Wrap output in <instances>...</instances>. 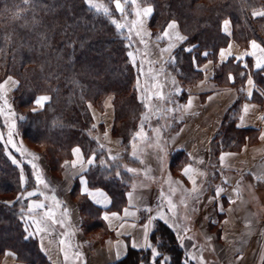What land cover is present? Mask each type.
Segmentation results:
<instances>
[{
    "label": "trees",
    "instance_id": "trees-1",
    "mask_svg": "<svg viewBox=\"0 0 264 264\" xmlns=\"http://www.w3.org/2000/svg\"><path fill=\"white\" fill-rule=\"evenodd\" d=\"M98 2L108 3L109 0ZM148 2L155 9L149 19L153 37L161 34L172 19L178 21L181 31L187 36V40L172 55L175 61L167 64V68L183 84L191 85L201 77L193 58L201 61L202 52L209 51L216 61L218 51L228 44L230 36L221 30L225 19L231 21L232 38L242 46L246 47L253 39L264 46V18H253L251 15L253 10L264 9V0ZM109 6L113 11L112 19L123 22L124 18L115 11L114 5ZM16 11L21 12L20 19L13 18ZM127 43L108 17L93 14L83 0H32L29 6H25L23 0H0V73L14 74L19 79L12 104L18 130L13 131V140L17 147H22L19 143L22 138L44 146L40 154L46 156L51 169L58 171L72 159L75 146L81 148L86 159L95 154L94 163L86 170L89 183L106 189L117 202L128 188L124 178L130 172L126 168L134 169L137 161L125 154L114 162L108 157L106 149L99 147L101 143L93 137L102 126L94 122L88 105L94 103L102 107L103 98L113 95V132L122 138L128 148L146 109L137 99V71L126 56L127 51L133 50L126 47ZM189 47L193 49L191 52L185 50ZM141 59L142 55H139L138 61ZM249 73L264 90V70L249 72L241 62L231 58L223 62L216 72L218 82L226 81L229 74L233 75L235 80L231 85L238 89L239 97L226 112L213 139L212 156L215 162L222 151L241 146L249 132L236 126L241 103L246 99L241 88H244ZM44 94H50L51 102L42 111L32 112L34 105L31 101ZM185 95L182 91L179 96L184 99ZM6 112L0 114V135L4 137L0 141V258L6 249H12L18 260L25 264H50L34 237L23 238L24 226L19 219V209L26 207L27 200L11 208L5 204L6 201H15L19 193L29 189L41 187L43 192L45 190L44 185L35 181L36 170L28 163L32 157L26 151L21 155L7 143ZM21 116L24 118L20 119ZM94 124L96 127L93 129ZM28 152L31 153L30 148ZM13 157L20 162V166L12 162ZM185 161L186 157L179 152L173 154L171 164L180 165ZM32 162L41 172L37 160ZM117 172L119 176H116ZM21 175L25 181L21 180ZM42 177L45 180L43 174ZM80 205L85 210L94 211V207L83 197ZM99 225L103 223L91 224L94 227ZM174 236L175 232L163 221H156L150 239L153 243L162 241L166 252L174 249L171 252L172 264H177L178 259L182 262L185 252ZM111 264H126V260ZM191 264L196 263L192 261Z\"/></svg>",
    "mask_w": 264,
    "mask_h": 264
},
{
    "label": "crops",
    "instance_id": "crops-1",
    "mask_svg": "<svg viewBox=\"0 0 264 264\" xmlns=\"http://www.w3.org/2000/svg\"><path fill=\"white\" fill-rule=\"evenodd\" d=\"M149 19L145 21V28L151 33V36L145 37L147 49L141 44L142 54L147 51L148 56L145 58L142 55V58L147 68L149 67L147 61L151 60L155 62L157 71L160 68L168 69V63L165 61L171 59L175 50L184 41L176 42L172 51L164 53L161 57L160 49L167 47L168 42L157 41L152 36ZM230 31L232 32L231 26ZM179 32L185 36L180 27ZM229 44L233 46V56L226 57L223 62L231 58L237 61L235 57L242 55L245 50H250L249 44L244 47L232 36L228 44L220 50L226 49ZM220 50L216 61L209 51H206L209 53L208 56L202 55L201 61L193 58L195 68L201 71V77L191 85L183 84L169 72V69L167 70L166 76L170 77L171 81L175 79L177 87L181 90L180 93L182 91L186 93L180 106L186 105L190 98L192 106L184 111L179 110L180 117L177 119V127L174 130L167 128L166 125L162 126L166 135L161 145L163 151L156 146L143 145L139 140V144L136 143L133 149L132 139L128 148L124 146L122 138L113 132L115 122L113 95H109L103 101L102 107L92 105L94 122L102 126L97 130L96 137L106 149L108 157V150L111 151L112 156L118 157L117 160H112L114 162L119 161L125 154L133 158V150L138 157L135 159L137 164L134 168L137 172L130 173L124 178L128 188L120 201H115L103 187L90 185L86 176L89 164L85 163L83 169L80 168L79 163L76 167H72V162L77 160L73 150L79 146L73 147L72 159L59 173H54L48 163H39L49 187H45L44 192L41 187L25 191V194L28 191L44 193L43 196L31 197L27 200L26 206L32 201L43 202L56 214L57 219L65 221L63 227L59 224L52 226L51 235L44 234L43 249L40 246V235L33 236L50 264H111L118 261L115 258L117 241L123 244H129L133 239L140 241L142 239L141 225L147 222V217L155 216L158 210L168 212L169 197L176 205L175 219L182 230L181 235L185 234L183 232L185 227L190 229L186 235L192 239L184 240V252L186 249L197 257L202 256L205 264H264V183H258L250 175V173L264 172V139L260 138L264 135V119H261L264 117V95H261L264 90L249 73L256 87L252 90L251 97H248L245 91L246 99L241 103L236 121L238 128L247 129L249 132L241 146L234 150L222 151L218 161L215 162L212 156L213 139L226 112L239 97L238 89L231 85L232 81L226 79V81L218 82L215 78L216 72L223 63L219 56ZM244 63H247L249 72L256 70L254 57L246 56L241 64ZM246 87L245 82L244 88ZM173 94L179 95L175 94V89ZM108 104H111V107H107ZM245 105L249 106L247 114L243 112ZM105 132H107L106 139ZM179 152L184 154L187 161L180 165L171 164L173 154ZM81 153V159L87 161L89 158L84 157L82 150ZM221 155H225L223 162L220 160ZM200 160H203L202 164ZM189 165L193 169L204 171L207 175L197 177V184L201 187L199 199L189 197L188 206L185 208L181 204L184 190H190L193 187L191 181L183 175V169ZM225 180L228 183H225ZM217 188H223L225 191L213 199ZM172 189H175L174 194ZM93 192H103L107 202L97 204L89 194ZM45 196L48 197L47 200ZM53 196L56 200L52 199ZM81 197L90 202L94 207L93 212L81 207ZM230 199L235 200V203H230ZM218 204L222 205L223 211H219ZM147 208L153 211L146 212ZM125 209L134 215L125 217ZM42 211L37 214V218L42 215ZM113 213L117 215L113 216ZM105 214L109 216V219H104ZM98 221H101L103 225L91 226ZM121 223L124 224V228H120ZM155 223L156 221L154 225ZM133 224L136 225L135 228L132 227ZM23 226L24 229L29 227L24 222ZM64 233L68 235H62ZM209 237L211 239H208ZM61 239L71 244L70 257L72 258L67 262L64 261L63 253L60 251ZM193 245L196 247L193 248ZM8 250L15 252L12 249H6L4 253ZM4 253L0 258V264H25L18 258ZM75 253L82 255L76 258L73 255ZM193 262L199 264L198 260Z\"/></svg>",
    "mask_w": 264,
    "mask_h": 264
},
{
    "label": "snow or ice",
    "instance_id": "snow-or-ice-1",
    "mask_svg": "<svg viewBox=\"0 0 264 264\" xmlns=\"http://www.w3.org/2000/svg\"><path fill=\"white\" fill-rule=\"evenodd\" d=\"M85 6L87 9H90L93 14L97 15H103L105 17H108L110 19V22L115 26L116 30L121 36H124L125 39H127L128 43L126 47L128 49H134V43L132 41V35L135 34L136 37H139L140 44L144 45V48L147 49L148 44L145 37L151 36V33H149L145 28V21L146 19L150 18L154 12L153 5L148 2V0H109L108 3L104 2H98V0H83ZM23 4L25 6H29L32 4V0H23ZM109 4L114 5V9L117 13H119L123 18V22H119L116 19H112L113 11L112 8L109 6ZM131 5L133 6V11L131 15L135 17V19L129 20L128 19V13L126 11V6ZM21 12L16 11L13 14L14 19H20L21 18ZM251 15L253 18H264V9L261 10H253L251 12ZM33 23H35V20H33ZM231 21L229 19L223 20L221 24V30L222 32L227 35L231 36L230 31ZM125 33L127 35L125 36ZM9 40L11 37L8 38ZM157 41L166 40L167 47L160 49L161 57H163L164 53H170L172 49L176 46V42H183L187 40V36H183L179 32V23L175 19L170 20L164 30L161 34H159L156 37ZM249 47L250 50H245V52L235 57V59L238 62H243L245 60L246 56H252L255 58V68L257 70H264V46H262L260 43L257 42V40L253 39L249 41ZM188 52H191L193 49L191 47L185 49ZM145 58L148 56L147 51H145L142 54ZM204 56H208V52L202 53ZM126 56L129 58V63L133 66V68L137 71L136 76V83L135 88L138 93L137 99L138 101L144 106L146 109V113L141 117V123L139 126V131H137L133 138H132V146L133 149H135V141L141 138H146L147 133L144 131L145 123L151 119V115L155 114L156 118L159 120L162 117L161 113H175L177 111L176 108H161L158 105L155 106V108L152 105L153 100H157L164 103H174V101L171 99L173 93H168L165 95V93L162 90V84L159 82V76L163 75V68H160L158 71L155 69V62L148 60V69L145 71L144 69V60L141 59L140 61L137 60V55L134 53L133 50H129L126 52ZM219 56L221 58V62L224 61L226 57H232L233 56V46L231 44L228 45L226 49H222L219 52ZM175 61V58L172 57L169 61H165V63H172ZM244 68L247 69L248 65L247 63L243 64ZM243 76L244 74L241 73ZM149 77L151 81L153 82L155 88L157 91L154 94H149L148 89L145 86L141 85V77ZM228 79L230 81L235 80V78L230 74ZM147 83V81H146ZM172 84L175 86L176 81L173 78ZM246 84L247 87L241 88V91H246V94L248 97H251L253 95V89L256 87L255 82L249 77L246 78ZM11 85L12 87H18L19 81L13 79L12 76H8L5 81L0 83V114H3L5 110L8 111L9 115L14 116L15 113L12 110V105L9 102L8 99V91L9 89L7 86ZM180 89L176 87L175 94L180 93ZM261 95H264V92L261 93ZM52 100V97L49 95H39L34 97V99L31 101V103L34 105L31 109L32 112H38L42 111L45 108L46 104H49ZM107 107H111V104L106 105ZM192 106V99L190 98L186 105L180 106V111H184L187 109H190ZM89 108H91V104L88 105ZM249 111V106L245 105L243 108V112L247 114ZM24 117H20V119H23ZM261 119H264V117H261ZM241 120H243V117H241ZM16 125L13 121L9 127V133L7 137V143L10 144L13 148L16 149L17 152H20L21 155H24L25 150L22 149V147H17L16 142L13 140V130L15 129ZM93 129L96 127L94 124ZM156 133V144L155 146L157 148H160L161 151H163V148L160 145V133L161 129L156 128L154 129ZM91 134V133H89ZM107 138V132H105V139ZM261 139H264V135L260 137ZM94 140H98V137H93ZM4 140V137L0 135V141ZM99 147L103 150L104 146L99 145ZM74 155L77 157V160H74L72 162V167H76L77 163H79V166L81 169L84 168V164L87 163L89 165L93 164L95 161V154L90 156V158L87 161H84L81 159L82 153L81 149L79 147H76L74 150ZM109 151V158L111 160H117V156H112L111 151ZM28 156L32 157V160H29L28 163L31 164V167L36 170L35 175V181L38 185H44L47 187V182L43 179L42 173L37 170V165L33 163L32 161L39 159V157L35 156L32 153H27ZM230 155V154H228ZM132 156L134 159H138L136 156V151L133 150ZM221 162L225 160V155H221L220 157ZM12 162L14 164H17L20 166V162L17 161L14 157L12 158ZM201 164L203 163V160L199 161ZM66 164L68 162H65ZM127 172L130 173H136L137 170L133 168H126ZM116 175H119L117 172ZM183 175L186 176L192 183L193 187L190 190H184V197L181 200V204L187 208V199L189 197H192L194 199H199V193L201 191V187L197 184V177H205L207 174L202 170H196L193 169L191 165L185 167L183 169ZM250 175L253 176L254 180L258 183H264V172L262 173H250ZM21 180L25 181V177L21 175ZM83 183H86V181H83ZM225 183H228L227 180L224 181ZM171 179L169 178V184L171 185ZM179 183V182H177ZM85 191L87 192V188H85ZM225 189L223 188H217L213 199H216L220 196L221 193H223ZM175 189H172V194H174ZM94 199L97 204L101 202H107V197L103 192H93L89 193ZM238 194V192H237ZM41 195L43 196L44 193H38L37 191H28L26 194L24 192H21L17 195L15 201H6L5 204L7 207H13L15 204L19 203L22 200H30L31 197ZM129 196H131V193H129ZM45 199L47 200L48 197L45 196ZM53 200H56V198L53 196ZM230 203H235V200L230 199ZM57 203H59L57 201ZM167 205H168V212H162L157 211L155 216H149L147 217V222L141 225L142 230V239L140 241H136L133 239L129 244H123L121 241H117L116 248H115V258L116 260H126V264H172V255L171 252L174 251V249H170L169 251L164 250V244L162 241H157L156 243H153L152 240L149 239L150 233H152V230L154 228V222L155 221H163L165 225H167L169 228H171L175 232L174 239L176 240L178 246L180 248H184V240L185 239H192L190 236H187L186 233L190 231L188 228H184L183 232L184 235H181V228L176 223V205L173 203L172 199L169 197L167 199ZM219 211H223L222 205L218 204ZM42 211V215H40L39 218H37V214H39ZM146 212L151 213L153 210L151 208L145 209ZM20 215L19 219L22 220L25 224H27L29 227L24 229V239H29L33 236L40 235V246L43 249L44 248V234L51 235L52 234V226L59 224L61 227L64 226L65 221L62 219H57L56 214L48 208V206L43 202H35L32 201L29 203L26 207H21L19 209ZM171 213V215H169ZM113 216H116V213L112 214ZM129 215H134V213H129L127 209L124 210V216L127 217ZM104 219H109V216L105 214ZM187 219V217H185ZM171 221V223H170ZM215 223V221H213ZM227 223V221H225ZM133 228L136 227L135 224L132 225ZM120 228H124V224H120ZM154 234V233H153ZM62 235H68V233H64ZM130 235V233H129ZM208 239H211L210 237ZM51 242V241H49ZM60 245H62L60 251L63 253L64 261L67 262L70 258V250H71V244L68 243L65 239H61L59 241ZM196 246L193 245V248ZM129 249L135 250L129 251ZM146 253V254H145ZM7 256H11L13 258H18L16 256L15 252H12L11 250H8L4 253ZM76 258H79L82 254L81 253H75L73 254ZM239 259H242V257H238ZM199 261V264H205L203 257H197L195 254L188 252L185 249L184 258L182 259V262L180 259L177 260V264H191L192 261Z\"/></svg>",
    "mask_w": 264,
    "mask_h": 264
},
{
    "label": "rangeland",
    "instance_id": "rangeland-1",
    "mask_svg": "<svg viewBox=\"0 0 264 264\" xmlns=\"http://www.w3.org/2000/svg\"><path fill=\"white\" fill-rule=\"evenodd\" d=\"M126 9L128 11L127 12L128 13V19L129 20L135 19V17L133 15H131V13L133 11V6L127 5ZM132 41H133L134 46H135L133 51L137 55V60H138V56L142 55V54H139V53H142V50H141V44L139 42V37H136L134 33L132 35ZM144 66H145L144 69H146V71H147L148 68H147L145 62H144ZM155 69L157 70V68H155ZM168 69L163 70V75L159 76V82L162 84V90L165 93V95H167L168 93H173V89H176V87L178 86V85L174 86L172 84V81H171L170 77L168 78L166 76ZM169 72L176 76V74L174 72H172L170 69H169ZM8 76H12L13 79L19 81L18 77L16 75H14V74L1 75V73H0V83L5 81ZM146 81H147V83H146ZM141 85L145 86L148 89L149 94H154L157 91V89L155 88L153 82L151 81V79L149 77H143L142 76L141 77ZM7 87L9 89H11L10 91H8V99H9V102L11 103V105H12L14 97H15V91H16L17 87H12L11 85H8ZM47 95L50 96V94H47ZM179 95H174V94L172 95L171 99L174 101V103H164V102H160V101H157V100H153L151 102L154 108H155V106L158 105L161 108H176L177 111L175 113H161L163 118H161L159 120L156 118L155 114L150 113L151 119L145 123V128H144V131L147 133V137L138 139L139 142H142L141 144H143V145L147 144V145L155 146L157 138H156V133H155L154 129L160 128L161 129L160 145H162L163 142L165 141V137H166L165 129L162 128V126L164 127L166 125L167 128L172 129V130H174L177 127V123L176 122H177V119L180 117L179 113H178L179 112V107H180L181 101L183 100L182 98H180ZM108 96H105L103 98V100H105ZM92 105L96 106V104H94V103L91 104V107H92ZM12 110H13V108H12ZM90 110H91V108H90ZM145 113H146V110H145L144 114ZM7 115L8 116L5 117V123H6V125H5V133L8 134L9 133V127H10L11 123L14 120H16V118L14 117L15 115L12 116V115H9L8 113H7ZM15 130H17L16 127H15V129L13 131H15ZM137 131H139V128H138ZM138 140L135 141V144L136 143L139 144ZM19 143H21L22 147L25 149V151L27 153H29L28 152V148H30L31 149V153L34 154L35 156L39 157V159H37L38 163L43 162L45 164L46 163L49 164V161L46 158V156L40 154L41 151H44V149H45L44 146H42L40 144L32 143V142L26 140L25 138L20 139ZM138 144H137V146H139ZM49 166H50V164H49ZM52 171L54 173H59L60 172L58 170H53V169H52ZM42 174L44 175L43 172H42ZM44 177H45V175H44Z\"/></svg>",
    "mask_w": 264,
    "mask_h": 264
}]
</instances>
